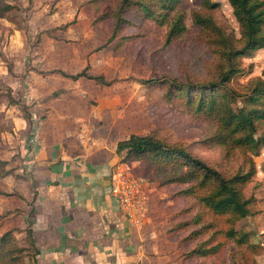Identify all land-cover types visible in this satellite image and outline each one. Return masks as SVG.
<instances>
[{
	"label": "rangeland",
	"instance_id": "rangeland-1",
	"mask_svg": "<svg viewBox=\"0 0 264 264\" xmlns=\"http://www.w3.org/2000/svg\"><path fill=\"white\" fill-rule=\"evenodd\" d=\"M211 1L221 6L214 16L238 34L228 0ZM199 2L183 0L189 34L176 45L164 47L151 37L131 44H122L119 39L106 44L94 25L95 13L113 7L115 0H0V7L16 8L8 18H0V161L6 162L0 164V238L14 232L9 244L0 245L1 253L9 246L20 250L26 245V228L30 222L34 224L31 202L37 186L35 173L39 171L28 155L39 148L33 139L35 133L45 124L47 131L59 123L76 134L102 127L118 138L156 131L173 142L191 146L199 157L229 173L248 170L253 160L257 173L244 187L251 215L236 224L239 231L249 234L248 245L228 244L219 262L264 264V148L254 154L237 152L229 159L220 149H203L199 141L207 137V126L189 114L181 115L168 102L167 85L142 83L187 75L203 79L214 70L213 54L194 39L199 28L191 14ZM243 64L252 65L253 71L236 81L239 89L252 77L264 78V49ZM81 72L102 76L110 85L102 87L87 78L67 77ZM139 179L148 192L151 187ZM150 182L158 189L160 178L155 176ZM162 193L166 204L160 207L165 210L168 202L172 203L167 201L171 200L169 194ZM168 213L171 224L164 220L167 233L173 223ZM177 242L178 238L170 239L165 233L157 240V249L147 252L148 258L139 264H199L186 263ZM13 255L20 257L22 264H33V250L26 255L16 250Z\"/></svg>",
	"mask_w": 264,
	"mask_h": 264
},
{
	"label": "trees",
	"instance_id": "trees-1",
	"mask_svg": "<svg viewBox=\"0 0 264 264\" xmlns=\"http://www.w3.org/2000/svg\"><path fill=\"white\" fill-rule=\"evenodd\" d=\"M182 2L115 0L113 7L96 10L94 25L106 44L117 39L122 44H131L139 38L151 37L164 47H172L190 30ZM228 2L238 24V34L214 16L221 9L219 3L201 0L199 8L191 14L194 26L199 28L195 41L210 50L215 59L210 74L203 79L187 75L183 79L172 77L166 81L142 82L151 87L167 85L165 97L168 102L181 115L189 114L207 126L209 133L199 145L203 149L222 150L226 159L237 152L254 154L264 148V78L252 77L242 89L235 86L238 79L253 71V66H245L243 61L264 49V0ZM14 10L16 8L10 5L1 6L0 18H8ZM106 28L110 29L105 34ZM67 77L73 80L87 78L102 87L110 85L104 77L89 76L87 72ZM193 150L191 146L173 142L156 131L145 136L133 134L117 145V153L124 154L122 162H145V179L160 178L158 189L169 194L172 203L168 202L166 208L173 216L167 236L173 240L178 238L183 260L213 264L212 260L217 259V264H226L219 260L228 244L235 247L248 245L249 234L239 231L236 224L251 215L250 200L245 197L244 187L257 173L256 165L250 160L248 170L224 172ZM4 163L0 161V164ZM34 213L31 211V217ZM32 228L30 222L25 231L26 245L20 250L9 246L6 253L0 252V264H22L20 257L12 256L16 250L21 255L33 250V264L37 263L40 251ZM13 233L4 234L0 245L9 244Z\"/></svg>",
	"mask_w": 264,
	"mask_h": 264
},
{
	"label": "crops",
	"instance_id": "crops-1",
	"mask_svg": "<svg viewBox=\"0 0 264 264\" xmlns=\"http://www.w3.org/2000/svg\"><path fill=\"white\" fill-rule=\"evenodd\" d=\"M46 126L35 133L39 148L28 155L39 170L37 196L34 193L31 202L40 251L36 264L144 262L146 253L157 249L159 237L167 234L164 220L169 222V213L160 207L166 195L144 177L145 162L125 163L124 154L117 153L118 143L128 138L115 137L102 127L76 134L63 124L45 131ZM117 167L133 170L151 187L146 218L139 227L128 222L110 193L111 173Z\"/></svg>",
	"mask_w": 264,
	"mask_h": 264
},
{
	"label": "built area",
	"instance_id": "built-area-1",
	"mask_svg": "<svg viewBox=\"0 0 264 264\" xmlns=\"http://www.w3.org/2000/svg\"><path fill=\"white\" fill-rule=\"evenodd\" d=\"M110 183V193L128 222L136 227L141 226L146 218L149 194L135 172L117 167L111 173Z\"/></svg>",
	"mask_w": 264,
	"mask_h": 264
}]
</instances>
